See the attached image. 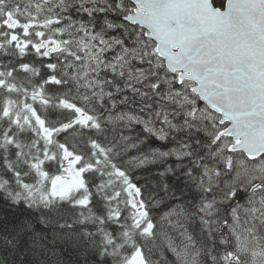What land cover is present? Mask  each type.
I'll return each mask as SVG.
<instances>
[{"label":"snow or ice","instance_id":"obj_1","mask_svg":"<svg viewBox=\"0 0 264 264\" xmlns=\"http://www.w3.org/2000/svg\"><path fill=\"white\" fill-rule=\"evenodd\" d=\"M0 264H264V0H0Z\"/></svg>","mask_w":264,"mask_h":264}]
</instances>
